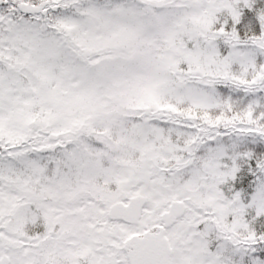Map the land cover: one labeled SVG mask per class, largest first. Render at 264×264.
I'll list each match as a JSON object with an SVG mask.
<instances>
[{
	"label": "snow or ice",
	"instance_id": "6c2138e0",
	"mask_svg": "<svg viewBox=\"0 0 264 264\" xmlns=\"http://www.w3.org/2000/svg\"><path fill=\"white\" fill-rule=\"evenodd\" d=\"M0 264H264V0H0Z\"/></svg>",
	"mask_w": 264,
	"mask_h": 264
}]
</instances>
